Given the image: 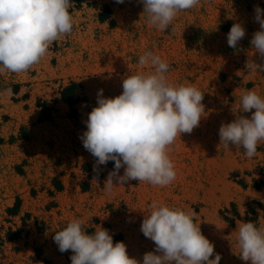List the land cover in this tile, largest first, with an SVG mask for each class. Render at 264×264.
Listing matches in <instances>:
<instances>
[{
  "label": "rangeland",
  "instance_id": "374dc122",
  "mask_svg": "<svg viewBox=\"0 0 264 264\" xmlns=\"http://www.w3.org/2000/svg\"><path fill=\"white\" fill-rule=\"evenodd\" d=\"M256 6L264 9V0H200L161 32L149 26L139 0H85L69 9L72 32L53 42L38 64L0 73V264H71L72 251L61 253L52 237L73 219L83 220L89 234L107 229L114 243L124 242L129 256L142 261L155 250L140 230L153 201L194 212L214 244L211 259L220 254V264H250L239 257L237 222L249 219L264 228V141L248 158L243 148H226L218 133L236 118L246 90L264 98V72L245 67L248 60L264 63L250 43L260 29ZM234 23L246 33L235 49L227 43ZM147 51L170 65L169 83L204 93L205 112L198 127L169 146L176 172L171 184L131 180L105 191L114 162L94 171L96 158L80 137L98 90L114 98L127 75L153 71L138 66ZM71 85L69 104L62 92ZM43 104L49 120L42 117ZM252 210L256 220L248 215Z\"/></svg>",
  "mask_w": 264,
  "mask_h": 264
},
{
  "label": "clouds",
  "instance_id": "9594fccd",
  "mask_svg": "<svg viewBox=\"0 0 264 264\" xmlns=\"http://www.w3.org/2000/svg\"><path fill=\"white\" fill-rule=\"evenodd\" d=\"M124 3V0H115ZM149 26L167 31L181 11L196 7L200 0H139ZM72 0H0V73H22L38 64L50 45L73 30L69 9ZM260 29L250 41L255 53L264 59V9L255 8ZM245 28L234 23L227 34L229 47L236 48L245 36ZM143 70L127 75L122 93L105 98L98 90L97 106L88 114L87 130L82 134L83 147L100 165L114 162L104 181L105 191L131 180L165 187L176 178L169 146L177 136L198 127L205 112L204 93L190 84L168 82L170 65L151 51L139 57ZM246 69L264 72V63L246 61ZM254 110V111H253ZM236 118L219 128L220 143L227 148H243L245 155H256L264 141V98L255 90H246ZM250 117L239 115L249 113ZM121 168L124 169L120 175ZM150 213L141 223L143 235L154 242L155 250L146 252L142 261L130 257L124 242L102 227L89 234L84 221L73 219L52 237L61 253L72 251L71 264H220L214 244L197 225L194 212L170 208L153 201ZM240 259L250 264H264V228L252 222H237Z\"/></svg>",
  "mask_w": 264,
  "mask_h": 264
},
{
  "label": "trees",
  "instance_id": "16d2710c",
  "mask_svg": "<svg viewBox=\"0 0 264 264\" xmlns=\"http://www.w3.org/2000/svg\"><path fill=\"white\" fill-rule=\"evenodd\" d=\"M85 0H72V4H77V5H82V3H84ZM100 19L102 21L105 20V17L104 16H100ZM75 89H76V86L75 85H71L70 87H68L67 89H65L63 92H62V99L63 101L69 103V104H72V100H73V96H74V93H75ZM40 108H42V117L44 120H49L51 118V113H50V109L48 108V105L47 104H43V106L41 105ZM261 206V205H259ZM261 208H264V207H261ZM16 214V213H15ZM234 214V217H239V214L237 211H234L233 212ZM249 214H253L254 215V220H256L257 218V211L256 210H252L251 212H248V215ZM225 220H227L228 222H231L233 223V220L230 219L229 217H224ZM247 222H250L249 219Z\"/></svg>",
  "mask_w": 264,
  "mask_h": 264
}]
</instances>
